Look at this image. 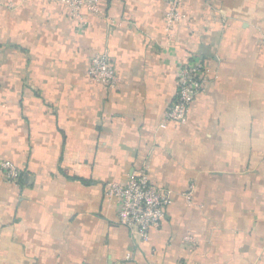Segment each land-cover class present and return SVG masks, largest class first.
<instances>
[{
	"label": "crops",
	"instance_id": "crops-1",
	"mask_svg": "<svg viewBox=\"0 0 264 264\" xmlns=\"http://www.w3.org/2000/svg\"><path fill=\"white\" fill-rule=\"evenodd\" d=\"M0 0V264H264V0ZM108 53L115 88L93 82ZM207 79L184 124L178 73ZM146 170L174 191L141 241L111 181Z\"/></svg>",
	"mask_w": 264,
	"mask_h": 264
},
{
	"label": "built area",
	"instance_id": "built-area-1",
	"mask_svg": "<svg viewBox=\"0 0 264 264\" xmlns=\"http://www.w3.org/2000/svg\"><path fill=\"white\" fill-rule=\"evenodd\" d=\"M66 5L74 19L83 21L84 10L97 13L99 0H55ZM185 0H169L170 7L166 15L169 25L182 20L185 14L181 6ZM88 75L95 83L115 88L118 75L108 53H96L92 56ZM207 69L201 62L184 65L178 73V94L166 112V126L169 121L184 124L198 93L203 89L207 79ZM0 173L12 182H18L21 169L11 161L0 162ZM106 195L116 199L118 218L122 225L128 227L133 235L147 242L151 231L161 225L165 209L173 202L174 191L151 181L144 169L135 173L126 183L111 181L106 185Z\"/></svg>",
	"mask_w": 264,
	"mask_h": 264
}]
</instances>
